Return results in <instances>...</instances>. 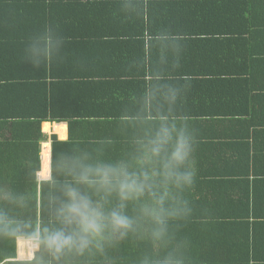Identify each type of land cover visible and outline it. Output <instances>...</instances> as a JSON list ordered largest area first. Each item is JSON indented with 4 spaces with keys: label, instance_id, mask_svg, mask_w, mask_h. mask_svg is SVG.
I'll return each mask as SVG.
<instances>
[{
    "label": "crops",
    "instance_id": "1",
    "mask_svg": "<svg viewBox=\"0 0 264 264\" xmlns=\"http://www.w3.org/2000/svg\"><path fill=\"white\" fill-rule=\"evenodd\" d=\"M244 2L0 0V137H46L42 183L52 178L53 137L120 157L106 137L144 136L139 117L151 89L153 115L186 118L195 157L217 159L197 172L224 171L236 182L220 189L236 193L250 175L253 202L264 207V182L254 183L264 178V33L249 34L264 32V11L260 0L250 12ZM45 32L61 45L35 68L25 49ZM260 220L256 252L264 255Z\"/></svg>",
    "mask_w": 264,
    "mask_h": 264
},
{
    "label": "trees",
    "instance_id": "2",
    "mask_svg": "<svg viewBox=\"0 0 264 264\" xmlns=\"http://www.w3.org/2000/svg\"><path fill=\"white\" fill-rule=\"evenodd\" d=\"M244 1L245 10L250 12L251 0ZM260 1V10L264 11V0ZM256 2L253 0V7ZM260 18V24H264V14ZM261 33L264 32H249L250 35ZM45 138L0 137V217L14 222L20 233H0V264H45L51 259L39 250L35 259L19 260L18 241L20 238L31 239L30 233L54 223V201L58 203L63 200V185L70 181V177L57 167L63 157L86 156L89 162L129 159L136 152V141L142 137H106L108 145L113 147L114 142L117 144L114 147H118L120 157L115 158L105 153L98 154L94 150V143L88 147L86 143L76 146L70 141L53 137L52 178L40 183V147ZM122 140L124 143L119 145L118 141ZM129 142L131 147L128 146ZM108 145L106 143L105 147ZM122 146L130 151L127 149L129 152L125 153L119 148ZM204 156L195 157L193 154L196 166L217 161ZM241 176L244 178L240 183L247 187L236 193L220 189L223 185L233 187L236 182L226 181L227 173L224 171L197 172L192 188L181 194L182 199L187 201L188 214L169 220L166 235L160 240L154 239L151 234L154 225L140 218L139 206L129 204L127 214L137 219V224L127 236L106 242L102 251L92 248L82 256H64L59 261H52V264H145L146 261L148 264H158L169 254L182 257L185 264L258 263L264 260V255H257L256 252L260 234L258 226L263 225L260 219L264 218V207L260 201L253 202L251 176ZM255 179L256 185L264 182L261 176L257 175ZM115 202L113 197L108 206Z\"/></svg>",
    "mask_w": 264,
    "mask_h": 264
},
{
    "label": "clouds",
    "instance_id": "3",
    "mask_svg": "<svg viewBox=\"0 0 264 264\" xmlns=\"http://www.w3.org/2000/svg\"><path fill=\"white\" fill-rule=\"evenodd\" d=\"M60 45L58 39L45 32L28 44L24 56L33 67L39 68L52 59ZM146 79L150 81L152 76ZM154 98L149 89L139 117L146 131L136 141V152L129 159L89 162L86 156H65L58 163V169L70 181L63 185V200L54 201L55 221L29 234L36 250L51 258L45 264L64 256H82L92 248L102 251L106 242L127 236L137 224V219L127 214L129 204L138 205L140 218L154 225L151 234L156 240L166 235L169 220L188 214L187 201L181 194L191 189L196 179L193 158L196 140L186 118L159 111L153 115ZM176 100V91L171 90L167 101L172 105ZM113 197L116 202L109 207ZM0 233L20 234L17 225L3 217ZM158 264H185V261L169 254Z\"/></svg>",
    "mask_w": 264,
    "mask_h": 264
},
{
    "label": "bare ground",
    "instance_id": "4",
    "mask_svg": "<svg viewBox=\"0 0 264 264\" xmlns=\"http://www.w3.org/2000/svg\"><path fill=\"white\" fill-rule=\"evenodd\" d=\"M48 158L49 150L46 149V152L44 153V167L48 166ZM19 250L20 260L34 259L35 253L37 252L36 245L33 244L32 240H28L26 238L19 239Z\"/></svg>",
    "mask_w": 264,
    "mask_h": 264
},
{
    "label": "rangeland",
    "instance_id": "5",
    "mask_svg": "<svg viewBox=\"0 0 264 264\" xmlns=\"http://www.w3.org/2000/svg\"><path fill=\"white\" fill-rule=\"evenodd\" d=\"M26 239H27V238H26ZM28 240H29V239H28ZM18 248H19V241H18ZM37 253H38V252H37ZM37 253H36V254H37ZM36 254H35V257H34V259L36 258Z\"/></svg>",
    "mask_w": 264,
    "mask_h": 264
}]
</instances>
